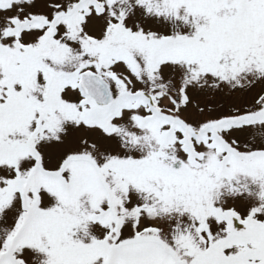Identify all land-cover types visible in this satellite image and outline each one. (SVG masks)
<instances>
[{
  "label": "snow or ice",
  "instance_id": "obj_1",
  "mask_svg": "<svg viewBox=\"0 0 264 264\" xmlns=\"http://www.w3.org/2000/svg\"><path fill=\"white\" fill-rule=\"evenodd\" d=\"M0 264H264V0H0Z\"/></svg>",
  "mask_w": 264,
  "mask_h": 264
}]
</instances>
